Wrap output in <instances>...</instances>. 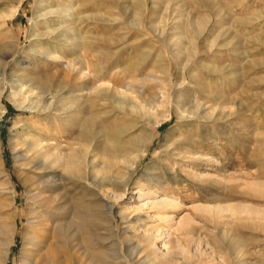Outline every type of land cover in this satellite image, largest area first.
Segmentation results:
<instances>
[{"label":"rangeland","instance_id":"rangeland-1","mask_svg":"<svg viewBox=\"0 0 264 264\" xmlns=\"http://www.w3.org/2000/svg\"><path fill=\"white\" fill-rule=\"evenodd\" d=\"M74 1L65 35L39 39L30 29L43 1L0 0V43L18 42L1 59L16 66L0 74V165L14 201L0 191V227L14 226L0 235L13 239L4 264H264V0ZM19 72L47 89L94 88L39 96L49 109L32 114L11 96ZM26 133L63 154L38 190V168L16 159ZM141 189L176 198L169 213L191 219L167 256L146 237L166 225L133 209Z\"/></svg>","mask_w":264,"mask_h":264},{"label":"bare ground","instance_id":"bare-ground-1","mask_svg":"<svg viewBox=\"0 0 264 264\" xmlns=\"http://www.w3.org/2000/svg\"><path fill=\"white\" fill-rule=\"evenodd\" d=\"M42 1H43L42 4L35 7V10H34L35 15L32 18V28L30 29V34L34 35L37 38L39 37V39L43 38V37H48L50 39L51 38L54 39L57 37V36H55L56 34H58V36L65 35V33L67 31L68 21H69L68 18L70 16H72V13L74 11V8L72 5H74L75 1L74 0H54L55 4H52V0H42ZM21 2H22V0H18L19 4ZM16 10H17V8L15 9V12H16ZM15 12H14V10H12L11 11L12 14L10 17H13ZM6 24H7V22L5 21V24H3V25H6ZM3 25H1V26H3ZM62 40L63 39H61V43L65 39L63 41ZM36 46L40 47L38 49L37 53L45 54L47 57L54 59V60L55 59L58 60V58L60 57V56H54L51 53L52 51L47 47L40 46V44H38V43ZM17 50H18V42L17 41H14L13 43H7V44L0 43V60L7 58V57H10V56H13ZM75 65L76 64L74 61H69V62L67 61L65 68L69 71L78 70V68H76L77 66L75 67ZM15 66H16V64H11V63L8 64L7 62L4 61L0 65V74L4 73L6 70H8L12 67H15ZM21 67H24V66L21 65ZM12 72H14V71L12 70ZM18 76H19V79L21 81V88L16 90V91L14 90V92L12 93L11 96H12L13 100L17 103V107L28 108V109H30L32 114H38L41 112H45L46 109L47 110L49 109L48 106H44V107L42 106L43 108H40L38 104H35L38 102L35 100H37V98L39 96L46 97V98H51V97H55V96L56 97L57 96L63 97V95L65 96L66 94H68V95L69 94H75L76 95V94H81V93L83 94V92H85L86 90H88V89L91 90L92 88H94L93 86L91 88H88L87 86H81L80 88L68 90L64 86H62L60 88L52 90L53 88L52 89H47V87L45 88L43 83H41V81L29 78V76L27 74H24V72H19ZM84 77H85L84 73H80L79 75H77V79L84 78ZM7 85L8 84L4 83V82L0 85V101H1V97H2L3 92H4L5 88L7 87ZM175 106H176L175 109H176L177 113L179 115H182V112H184L181 110L182 108L179 107L178 105H175ZM3 112L4 111H2V109L0 107V118L2 117ZM26 134L27 135H25L21 138V143L23 146L25 145V150L22 151L20 154L16 155V159L19 161H22L21 162L22 166H24V167L26 166V168H33L34 167V170H36V168H38L39 171L36 174H34V176H39L37 178V181H39V183L35 187L36 190H38L39 188H42L45 184L53 182L52 179H53L54 175L51 173L52 172L51 167L48 165V163L52 159L54 161L60 160V157L63 156V154L61 152L51 153L49 150V148H50L49 144H47L43 141L44 138L29 135L28 133H26ZM14 149L17 150V147ZM53 155H54V157H53ZM27 163H32V164H30V166H27L28 165ZM0 176L4 177L3 182H5L8 185L7 187H5V189L0 188V191L2 194L7 195L6 199H8V201H9V203L7 201L8 205L14 206L13 190L10 188L9 182L6 179L7 175H5L1 165H0ZM3 190H7V191L3 192ZM30 190H28V193H31V195L36 196V193H38V191H36V190H33V191L32 190L30 191ZM257 191H259V190H257ZM137 196L140 198L139 199L140 202L133 209L138 211V212H141V211L145 210L146 208L148 210H153V213H154L153 217L155 219H157L159 223L163 222L166 225V229H165L166 232H164V237H162L163 233L160 230V226H161L160 224L161 223L158 225H155L152 228L153 234L147 233L146 237H147L148 243L151 246H153V248L156 250V252H158L159 254H162L163 256H167L169 254L167 243H168V245L170 243L172 244V242L175 239L171 236V234L175 230L178 231V229H183V231L185 228L187 229L189 224H191L190 223L191 219L189 218V216H187L186 213H183L179 217H177L176 215H174L172 213H169L170 210L182 208V203H180L176 198H174L172 196L164 195V194L159 195L150 189L139 190ZM1 204H2V206H4L3 202ZM195 206L197 207V206H201V205H195ZM220 206H216L215 208H213L215 210L213 213H215V214L222 213L221 212L222 207H220ZM201 207H205V206L202 205ZM224 207H225V205H224ZM227 207H229V206H227ZM203 209H205V208H203ZM225 209H227V208L225 207ZM34 212L38 216V212H36V211H34ZM215 214H214V216H215ZM37 216L35 215L32 217L33 219H31L32 222L34 220V223H32L34 225L37 223L40 224L39 217H37ZM8 218L11 219V217H8ZM10 224H9V227L6 226V223H5V225H2L0 227V235H5L7 231H9L11 233L14 232V226L12 225V223H10ZM160 233H162V234H160ZM157 238H162L161 239V241H162L161 245H158L156 240H159V239H157ZM36 239H37L36 236L33 237V240H36ZM12 241H13V239H9L8 241L1 239V241H0V249H1L0 256L3 258V260H1V262H0L1 264H4L5 260L7 259V254H8L9 247H10ZM171 244H170V247H171Z\"/></svg>","mask_w":264,"mask_h":264}]
</instances>
